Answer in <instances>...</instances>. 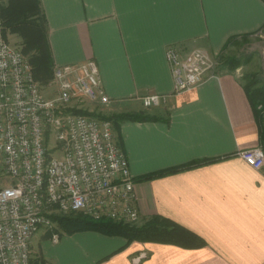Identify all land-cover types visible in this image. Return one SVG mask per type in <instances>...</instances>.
I'll list each match as a JSON object with an SVG mask.
<instances>
[{
	"label": "crops",
	"instance_id": "0c3cea01",
	"mask_svg": "<svg viewBox=\"0 0 264 264\" xmlns=\"http://www.w3.org/2000/svg\"><path fill=\"white\" fill-rule=\"evenodd\" d=\"M54 65L96 61L110 102L123 120L119 137L135 178L139 223L160 215L198 234L199 248L126 239L94 230H39L31 255L47 264H264V166L239 154L259 146L251 89L238 68L220 66L200 85L174 91L165 58L200 47L216 57L241 35L264 29V0H39ZM230 37L231 42L224 47ZM168 94L144 106L146 94ZM99 105V104H97ZM261 105H258V109ZM115 131V130H114ZM116 132V131H115ZM214 159L151 179L139 176ZM145 256L138 262L132 257Z\"/></svg>",
	"mask_w": 264,
	"mask_h": 264
},
{
	"label": "built area",
	"instance_id": "2783aa9c",
	"mask_svg": "<svg viewBox=\"0 0 264 264\" xmlns=\"http://www.w3.org/2000/svg\"><path fill=\"white\" fill-rule=\"evenodd\" d=\"M165 58L175 92L200 85L218 68L200 47L181 56L168 46ZM48 87L49 95L21 47L5 37L0 14V264H29L31 239L41 229L57 241L56 215L81 213L126 224L140 220L135 179L112 122L83 113L91 111L89 105L110 102L96 61L54 65ZM168 96L152 93L140 100L160 106ZM239 154L264 166L260 146Z\"/></svg>",
	"mask_w": 264,
	"mask_h": 264
},
{
	"label": "trees",
	"instance_id": "16d2710c",
	"mask_svg": "<svg viewBox=\"0 0 264 264\" xmlns=\"http://www.w3.org/2000/svg\"><path fill=\"white\" fill-rule=\"evenodd\" d=\"M0 14L5 29L11 33H16L22 37L23 53L27 55L36 81L48 85L53 73V59L46 33V19L42 13L39 0H7V3L0 4ZM262 30V29H261ZM248 35H241L246 37ZM233 37H230L224 47H226ZM227 61V60H226ZM230 68H236L239 61L234 58L228 60ZM254 81V80H253ZM250 84V83H249ZM251 85V84H250ZM250 96L253 103L254 115L259 126V146L264 150V124L261 120L264 117V84L251 89ZM258 105L261 107L258 109ZM83 113L108 119L112 122L114 130L119 137V126L123 120L145 121L157 117L144 112L113 113L107 116L96 112ZM118 144L121 147L120 138ZM214 159L188 162L182 165L156 170L143 174L138 179H151L168 173L176 172L194 165L211 162ZM135 179V178H134ZM55 224L62 227L64 232L72 233L81 230H94L106 235H118L126 239V242L133 240L154 241L161 243H171L183 248H199L206 245V241L198 234L177 224L176 222L160 215H152L140 224H126L116 222L108 218H91L84 214L56 215L52 217ZM29 264H47V261L40 255L31 256Z\"/></svg>",
	"mask_w": 264,
	"mask_h": 264
},
{
	"label": "rangeland",
	"instance_id": "374dc122",
	"mask_svg": "<svg viewBox=\"0 0 264 264\" xmlns=\"http://www.w3.org/2000/svg\"><path fill=\"white\" fill-rule=\"evenodd\" d=\"M4 3L6 4L7 0L1 2V4ZM4 32L5 37L10 43L18 45L23 49V44L20 42L22 37L6 29ZM235 57L239 61L236 68H238L239 74H241L246 83H250L252 86L264 84V29L253 35L240 37L238 40L232 42L228 49L223 50L215 57V60L220 63V66L228 67L229 62L227 61L230 60V58L235 59ZM217 66L219 67V65ZM41 89L47 95L51 93V89L48 85L41 84ZM102 106L92 104L89 105L88 108L97 114L104 116L109 115ZM261 122L264 124V117H262ZM54 229L56 231L63 230L62 227L57 224H54Z\"/></svg>",
	"mask_w": 264,
	"mask_h": 264
},
{
	"label": "bare ground",
	"instance_id": "6f19581e",
	"mask_svg": "<svg viewBox=\"0 0 264 264\" xmlns=\"http://www.w3.org/2000/svg\"><path fill=\"white\" fill-rule=\"evenodd\" d=\"M116 133V132H115ZM118 141V140H117Z\"/></svg>",
	"mask_w": 264,
	"mask_h": 264
}]
</instances>
